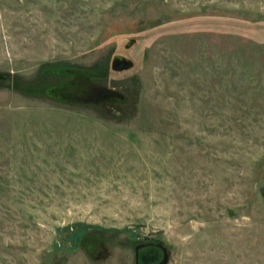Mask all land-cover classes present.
I'll list each match as a JSON object with an SVG mask.
<instances>
[{"label": "rangeland", "instance_id": "374dc122", "mask_svg": "<svg viewBox=\"0 0 264 264\" xmlns=\"http://www.w3.org/2000/svg\"><path fill=\"white\" fill-rule=\"evenodd\" d=\"M264 264V0H0V264Z\"/></svg>", "mask_w": 264, "mask_h": 264}, {"label": "water", "instance_id": "95a60500", "mask_svg": "<svg viewBox=\"0 0 264 264\" xmlns=\"http://www.w3.org/2000/svg\"><path fill=\"white\" fill-rule=\"evenodd\" d=\"M166 248L161 244H148L136 248V264H167Z\"/></svg>", "mask_w": 264, "mask_h": 264}, {"label": "flooded vegetation", "instance_id": "af4514ba", "mask_svg": "<svg viewBox=\"0 0 264 264\" xmlns=\"http://www.w3.org/2000/svg\"><path fill=\"white\" fill-rule=\"evenodd\" d=\"M148 244H158V243H156V242L141 243V244L135 246V264H136V248H137L138 246L148 245Z\"/></svg>", "mask_w": 264, "mask_h": 264}]
</instances>
